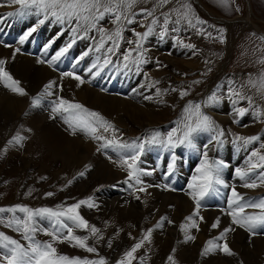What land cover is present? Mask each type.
I'll return each instance as SVG.
<instances>
[{"label":"rangeland","instance_id":"1","mask_svg":"<svg viewBox=\"0 0 264 264\" xmlns=\"http://www.w3.org/2000/svg\"><path fill=\"white\" fill-rule=\"evenodd\" d=\"M183 5L190 6L195 27L190 26L184 20L176 23L178 16L175 10H183ZM141 9H146L147 11L141 13ZM3 11L7 14L12 12L9 9H4ZM133 12L135 13V23L126 25L124 42L121 43L117 55L112 58L114 59L113 62H116L115 69L117 72L122 71L127 74V76L122 80L120 89L117 86L120 79L111 83L101 80L106 82H102V84H107V86H109L106 87V91L109 88H116V90L113 89L112 91L118 95L108 94L107 92H105V94L116 95L117 98L131 102L137 107L139 105L140 108H143L144 105H142L138 96L153 97L144 109H151L152 115L158 123L143 126V123L137 124L131 120L129 121L126 115L120 113V123H114L118 129L116 135L120 139L124 137L129 138L130 136L134 140L137 139L139 142L146 140L155 131H159L162 135H166L171 129L182 125L185 115L183 109L189 101L193 104H201L202 111L209 115L219 128L224 130L225 135L220 138L222 143L218 144L213 141L209 144L207 151L209 150L208 155L210 159L223 161L225 167H223L220 172V178L229 187L225 188L222 185H217L216 190H220L221 188L225 190L221 198L219 200L214 198V201L209 203V206H201L199 214L205 217V212L221 211L231 224V217L226 214L228 197L231 194L232 186L237 188L241 186L240 182H235V170L237 168H245L252 148L258 147L260 142H264V96H261L255 88L249 85L250 79L257 80L260 75L264 73V63H262V61H264V36L262 35L264 34V0H227V6L221 4L220 0H169L167 4L163 5L160 4V0H138V3L133 8ZM147 12H152V15L148 16ZM7 14L2 15L8 16ZM31 14L37 15L34 10L31 11ZM9 17V21H11V25H13L14 28L21 29L23 27V29H27L28 24L24 25L22 18L19 19L16 16ZM166 17L167 24H165ZM197 17L205 23H196L195 18ZM153 20H156V23H153ZM49 21L50 22H46L45 26L44 24L42 26H44L46 31L49 29L47 32L48 36L51 35L52 38H55L51 23L54 22L53 25H55L58 22L51 18ZM38 22L36 24H38ZM101 26L109 30L114 28L110 18H106L102 21ZM149 27H151L153 31L144 41L143 46L145 58L148 62L140 66L139 73L136 72L134 67L132 70L124 69L122 67V56L126 49L134 47V45H129L127 43L128 40L135 39L133 30L142 33L147 31ZM70 28V25L66 26L65 24H61L59 33L62 32L65 34ZM165 29L166 34L162 36L161 33L164 32ZM63 34L61 36H63ZM61 36H59V38H61ZM93 36H97L98 38V34L93 31L85 38V44L81 41L82 39H78L80 44L77 47L83 46V48H85L86 45L92 47L96 42L92 39ZM47 38L46 36L45 39ZM19 40L20 39L16 37L13 41H8L9 43L4 41L2 43L12 47L19 46L21 48L22 44L20 45L18 42ZM185 45H192L193 47H186ZM78 52L75 53L76 56H78ZM43 56L45 57V55L41 54V56L38 55L37 57L38 59L46 60V57L44 58ZM71 56L72 55L69 57L71 58ZM89 59L91 62L92 59L90 57ZM81 65L85 67V61ZM83 67L79 68L78 66V71H76V73L79 74L83 72ZM88 68L87 66V71ZM61 72L66 71L57 70V74H61ZM87 76L88 74L86 73L84 80H89V84L90 82L91 84H101L98 76L93 79ZM194 81H200V83H194ZM0 89H3L2 91L6 92L8 95H11V92L6 88L4 89V85L1 83ZM157 89L161 91L162 95H156ZM172 89H177V91H172ZM97 90L99 91L100 88H97ZM136 90L137 92L134 94ZM179 90H186L189 95L181 99L178 94ZM233 91L251 98V102L249 99L241 100L237 96L232 95L231 93ZM213 94L220 98L219 101L215 104L205 106V102ZM50 104L52 105L51 102ZM239 108L247 110L243 117L236 114V109ZM51 109L52 107L50 108V113L59 123L61 129L65 132H69V135L73 137L78 136L81 139L85 137L83 140L86 141L87 144L96 146V149H98V141L94 143L93 140L82 132L76 135L71 134L62 116L52 113ZM23 114L25 113L22 112L20 116L18 115L13 122H11L5 120L0 113V207L7 208L16 205H24L33 209L40 207H51L55 209L57 206L71 205L79 200L91 197L95 206L89 208L86 205H82L79 212L89 222L90 226H95L100 230L98 237L92 236L90 231L81 229H74V234L81 237L87 236V243L95 247L96 252H87L83 248L74 246V242H54V246L59 254L67 255L70 258L79 257L81 259L90 260L103 257L107 261V264H117V261L123 258L125 252L129 251L135 243L143 238L146 230L153 228L154 232L152 233L151 242H145L144 246L138 250L135 254L137 259L133 261V264H141V259L143 260V264H169L167 259L169 255L174 257L177 264H209L207 262L208 260L202 259L198 254L189 253L190 250L187 252V255L189 254L187 258H181V256L178 255L179 249L175 248L176 244L174 243L175 241L177 242L178 232H175V237L173 238H170L168 236L170 234H167V230L169 228L172 229V227L174 228L176 223L171 221L172 225L170 226L167 219L163 226L164 228L157 229L158 231L155 230L152 221L157 219V213L154 211L149 216L146 215L141 198L136 199V196H139L137 194L138 192H133L128 185L126 190L128 196L134 198L133 201L135 205L133 207L137 211L139 210V213L142 211V215L138 214L132 217V215L125 212L126 214L123 213L121 217L117 213V210H112L110 207L111 201L115 195L111 193L107 194L106 197L108 205L103 204L102 206L99 198L107 193V182L95 181L92 183L91 175L94 173V169L89 171L85 165H82L77 171L75 168L76 164L70 168L71 166L63 164V160L61 161L59 158H54V154L49 152L47 145H45L40 138H37L35 134L31 133L26 128V124L24 126L23 121L26 114L25 116ZM221 117H225L226 122L222 121ZM10 122L11 124L9 125ZM18 133L25 137L21 144L9 143ZM211 135V133L205 132L199 133L194 137V143L197 146L195 151L201 149L203 151H196L198 155L195 154V157L189 164L184 160L177 159V155L181 158L183 152H190L192 149L189 150L186 146L176 148L175 165L177 169L174 173L177 176L184 172L185 178L190 177L189 181L191 182L192 177L197 174L196 169L199 167L202 160V153L205 151L203 143L206 141L208 144ZM237 135L246 137L257 135L261 137V141H258L254 145H249L248 148L245 149L244 147H239L235 142V137ZM161 149L162 151L159 153H152L153 156H148V160L145 162L143 161V164L139 165L141 168L152 172L151 175L142 177L147 180L144 181L147 185H155L156 182L160 183L159 180L162 174L169 177L170 180L171 178L174 179L173 172L168 174V170H165V172L164 170H156L158 166L150 161L152 160L151 158H153L154 161V156L159 157V154H161L160 156L162 157L163 150L164 152L166 151V153H171L169 149L163 147H161ZM106 151L107 152L96 150V153H101V158H103L104 162L109 166H113L108 156L112 154L115 160H118L119 156L118 154L115 155V152L113 153L110 149H106ZM108 151H110V155ZM230 151L232 153H230ZM144 157L147 158L146 156ZM198 158L199 163H196L194 165L195 169L190 171V169H192L190 165L193 166L195 160ZM165 165H167V163H165ZM115 171L125 179L126 172L123 169L117 166ZM80 172H85V175L81 177L79 175ZM69 181H72V183L69 184ZM170 183L168 182L166 185ZM181 186L182 183L178 191L172 186H169L168 189L163 187L161 191L164 193L181 194V196L187 200L189 199L190 203L195 207L194 201L187 195L190 189L187 188L183 191ZM253 190L255 192L254 194L245 197L255 199L264 197V186ZM48 192L54 195L46 196ZM250 193L251 191H248V194ZM126 207L130 209L128 205H126ZM222 209L225 211H222ZM173 210L174 208L172 211ZM247 211L252 212L255 210L248 209ZM114 212H116V214ZM203 213L204 215H202ZM17 215L21 214L17 213ZM3 216L7 219L11 216V213L3 214ZM146 216H148L149 220H147L148 218H146ZM185 219L186 218H184L183 221ZM214 222L215 220L212 221V223ZM41 223L43 227L51 228L48 221H42ZM198 223L201 226L202 222L198 220ZM181 224H179L178 227H180ZM200 226L198 231L193 229L196 233L194 235L195 237L200 234ZM234 227L238 228L236 226ZM238 229L242 230L241 228ZM243 231L248 234V236L250 235L244 229ZM258 231L264 233V229ZM0 232H4L20 240L21 243H26L19 233L5 227L3 223H0ZM155 232H158L159 236H161L162 240L159 244H157V242L154 243L153 239L156 234ZM250 236L253 239L257 237L264 238V234ZM37 239L41 241H51V237L43 233H39ZM183 240L185 241V238H183ZM196 240L197 238L188 241L186 245L193 247L197 242ZM208 240L209 239L204 242L202 238L198 239L199 243L203 241L204 243L202 244L205 245ZM248 246L251 250L252 245L248 244ZM200 251L201 250H199V252ZM214 255L217 256V260L219 261L227 259L224 264H248L240 258L239 260L236 259L235 255L226 256L220 252H215ZM217 260L212 257V263H215Z\"/></svg>","mask_w":264,"mask_h":264},{"label":"snow or ice","instance_id":"2","mask_svg":"<svg viewBox=\"0 0 264 264\" xmlns=\"http://www.w3.org/2000/svg\"><path fill=\"white\" fill-rule=\"evenodd\" d=\"M11 4L19 5V9L15 13H8V16L24 15L29 11L34 10L36 14L42 16L38 24L29 29L21 38L20 44H24L29 40L33 33L37 31L39 25L45 23L46 20L54 19L60 24H68L71 26L72 39L47 60L38 59V63H47L50 67L55 66L62 58L69 53L73 45L78 39L88 37L89 33L95 31L98 34L92 39L95 44L87 51L82 53L79 58L75 60V64H79L85 57L89 56L90 52L100 54L97 56V62L93 63L88 72L92 74L93 78L99 76L106 68L113 64V57L117 55L120 50L121 43L124 42V31L126 25L135 23L133 8L138 3V0H10ZM169 0H160V4H167ZM220 3L227 6V0H220ZM183 10L176 9V14L179 23L181 20L186 21L190 26L193 24V14L189 5H183ZM238 10V9H237ZM146 9H141V13L146 12ZM148 16L152 12H147ZM106 18H110L114 25L112 30L105 29L101 26V22ZM196 23L203 24L204 21L198 17L195 18ZM156 23V20H153ZM167 24V17L165 19ZM175 30V29H173ZM152 28L145 32H136L133 30L134 40H128L129 45H134L125 50L122 56V67L124 69L132 70L134 67L139 73L140 66L147 63L145 52L143 50L144 41L152 33ZM83 34V35H81ZM166 34V29L161 33ZM210 35V34H209ZM49 45L45 48L47 53ZM8 45H5L7 47ZM186 47H193L192 45H185ZM20 49H15L13 58ZM7 61L0 59V82L3 83L6 89L20 96L27 95V92L20 86V82L13 78L9 71L6 70L5 65ZM264 63V61H262ZM75 66V65H74ZM95 70V71H94ZM61 77H70L78 82L77 86L83 85L85 80L81 75L75 71L61 72ZM158 83V82H157ZM200 83V81H194ZM249 85L257 90V92L264 96V73L260 75L257 80H249ZM154 87V84H153ZM63 91V85L57 84L56 81H51L44 86L43 92L33 98L32 105L38 106L45 97L54 96L52 101V113L62 116L64 123L68 125L71 134L76 135L82 132L93 141H99L97 151L113 149L117 152L119 159L112 160L111 156L108 159L115 163L118 167L126 172V179L124 183L128 185L133 192L146 193L147 188L152 185H145L142 177L151 175L152 172L141 168V156L145 151V145H158L165 149H175L180 146H186L190 149H196L194 137L199 133H211V138L208 144L204 145L205 151L202 153V160L199 167L196 169V175L192 177L188 185L190 189L187 193L195 203V211L192 215L186 217V224H181L180 229L185 233V242L195 240V236L191 234V229L199 230V221H203L199 210L202 206V201L215 189L217 185L229 187L220 178V172L225 167L223 161L210 159L208 155V147L213 141L220 144V139L225 135L224 130L219 128L216 122L206 113L202 111V106L199 103L193 104L188 102L184 107L183 122L180 127L171 129L166 135H162L159 131L153 132L146 140L141 142L133 141L131 143L123 142L116 133L118 129L116 126L106 119L100 112L90 110L84 105L76 102H71L68 99L58 95V92ZM177 91V89H172ZM181 99L188 96L186 90H179ZM239 99H249L239 92L233 91L231 93ZM156 95H162L159 89L156 90ZM146 100L152 99L151 96H145ZM219 97L213 94L205 102V106L215 104L219 101ZM246 109H236V114L243 117ZM259 115V114H257ZM25 139L19 133L12 138L9 143L21 144ZM139 139V138H138ZM261 141V137L241 136L235 137V142L239 147L248 148L249 145H254ZM122 150L125 151L121 154ZM176 158L173 156L172 162L168 165L169 174L175 169ZM236 176L243 182L242 187L248 189H256L264 186V142H260L258 147L252 148L249 153L247 165L245 168H237L235 170ZM79 175L83 177L85 172H80ZM253 176L255 178H253ZM69 184L72 181L68 182ZM160 187V185H156ZM168 189V185L163 186ZM171 190V189H170ZM54 195L51 192L46 193V196ZM136 199H140L136 196ZM228 207L226 214L231 217V224L224 228L218 237L209 239L201 253L207 256L210 253L220 252L226 256H232L235 253L229 247L227 242V234L235 231L233 226L244 229L250 235L255 236L261 233L258 230L264 229V197L259 199L246 198L243 194L236 190L235 186L231 187V194L228 197ZM82 205L89 208L94 207V202L91 197L79 200L78 202L67 205L57 206L53 209L51 207L30 208L24 205H16L12 207H0V223L5 227L13 229L19 233L26 243H21L20 240L13 238L0 232V264H107V261L100 257L99 259H81L79 257L70 258L67 255L59 254L54 242H74V246L85 249L87 252L95 253L96 248L90 246L87 241L88 237H81L74 234V229H81L90 231L91 235L98 237L100 230L95 226H90L89 222L80 214L79 209ZM248 209L255 211L248 212ZM222 211H225L222 209ZM11 213L7 219L3 214ZM17 213L21 215H17ZM166 218L162 217L155 227L162 228ZM42 221H48L51 228L42 226ZM171 223V221H167ZM220 226V219L211 224L212 229H217ZM154 229L149 228L143 235V238L135 243L131 249L125 252L122 259L117 261V264H133L137 259L135 255L141 249L145 242H151L152 233ZM43 233L51 237V241H41L37 239V235ZM169 264H177L172 255L168 256ZM141 264L143 260L141 259Z\"/></svg>","mask_w":264,"mask_h":264},{"label":"bare ground","instance_id":"3","mask_svg":"<svg viewBox=\"0 0 264 264\" xmlns=\"http://www.w3.org/2000/svg\"><path fill=\"white\" fill-rule=\"evenodd\" d=\"M3 1H5V2H3ZM4 9H9L13 13H15L19 9V5L11 4L10 0H0V59H4L7 61L6 65H5L6 70L10 72V74L13 76L14 79H16L20 82V86L25 89V91L27 92V95L20 96L18 94L12 93L9 89L8 90L11 92V95H8L6 92L2 91L3 89H0V113H1L2 117L5 120L13 122V120L18 115L20 116V114H22V112L25 113L26 117L23 121L24 126L26 124V128L31 133L35 134V136L37 138H40L45 145H47L49 152H52L54 154V158H59L61 161L63 160V164H65L66 166H71L70 168H72L73 165L76 164L75 168L77 171L82 165H85L87 170H89V171L94 169V173L91 175L92 176V178H91L92 183H94L95 181L107 182V184H108L107 189H106L107 193L102 195L100 198L98 197L102 206H103V204L108 203L106 197H107V194L111 193V194H115V195H114L113 200L111 201L112 203H111L110 207L112 210H117V213L121 217H122L123 213H125V212L132 215V217L137 216L138 214L142 215V211H141V213H139L138 212L139 210L137 211L133 207L135 205V203L133 201L134 198L132 196H128V194H127L128 192L126 190L127 184L124 183L126 176L124 179V177L122 175H120L119 173H117L115 171V168L117 167L116 164L113 162H111L113 164V166H109L108 164H106L104 162L103 158H101V153L100 154L96 153L97 147L93 146V145H89L86 143V141L83 140L85 137L83 139H81L78 136L73 137V136L69 135V132H65L63 129L60 128L59 123L55 120V118L52 117V114L50 113V108L52 107L50 102L52 103L51 100L55 99V97L54 96L45 97L38 106H33L32 100L34 97L39 96L43 92L44 86L46 84H48L51 81H56L57 84L63 85V91L58 92V95L64 97L65 99H68L71 102L80 103L90 110L100 112L111 123H113V124L114 123L116 124L117 122L120 123L119 115H120V113H123L124 115H126L129 118V121L131 120L137 124L143 123V126H148V125H151L152 123L153 124L158 123L155 120V118L153 117L151 109L150 110L144 109L150 103L151 100H146L143 96H138V99L141 101L142 105H144L143 108H140L139 105L137 107L135 104H133L131 102L124 101V100L117 98L116 95H118V94L113 93V91H112L113 89L116 90V88H113V89L109 88L106 91V87H109V86H107V84H102L103 81H106L107 83H111L108 80L102 79L105 75L104 71L101 72V74L98 76L99 82L101 84H99V83L91 84V82L89 84L88 83L89 80H88V81H85L86 83H84L83 85H80L79 87L77 86V84H78L77 81L71 79L70 77H63L62 78L61 74H57L58 69H64V70H66V72H67V70L76 72V71H78L77 70L78 66H79V68H82L83 66L81 64L85 61V67H83L84 71L82 70L83 72H80L79 75H81L82 78L84 79L85 74L87 73L88 76L91 79H93L92 74H90L87 71V66L90 67V65L97 62V56H99L100 54L95 53V52H92V53L90 52L89 56H87L85 58V60L81 61L78 65L75 63L71 64V60L76 57L75 53L85 49V48H83V46L77 47L80 44V42L78 40L73 45L72 49L69 50V53L66 54V56L64 58H62L61 61H59L55 66L50 67L47 63H38V57H37L38 55L39 56H41V54L45 55L46 60H47L55 53V51L59 50V48L66 45L72 39V33H71L70 29L65 34H63L62 32L59 33V29L61 30V24L56 23L55 25H53L54 22L51 23V26L53 27L52 32L55 35V38H52L51 35L48 36L47 32L49 29L46 31V29H44V26H45L46 22H50L49 21L50 19L45 21L44 26H42L43 24L40 25L37 28V31L35 33H33L32 36L29 38V40L25 41L24 44H22L21 48L18 45H17L18 47H15V46L14 47H12V46L5 47L6 44L2 43L3 41L8 43L9 38L16 37V36L21 38L29 29H31L32 27L37 25L36 23L38 22L39 19L42 18V16H40L38 14L36 16L32 15L31 11L27 12L24 15H13L14 17L15 16L18 17L19 19L22 18L24 25L28 24L27 29H23V27L21 29L20 28H14V26L11 25L12 24L11 21H9L10 17L9 16H3L5 14H7L3 11ZM12 12H10V13H12ZM65 25L68 26V24H65ZM19 27H20V25H19ZM57 30H58V32H57ZM62 34H63V36H61ZM46 36L48 37L47 39H45ZM59 36H61V38H59ZM52 41H54V43H52L51 47L48 48L47 56H46L45 48ZM81 41L84 42V44H85V38H83ZM16 44H18V43H16ZM17 48L20 49V52L22 54L20 52H18V53H16L15 57L13 58V53L15 52V49H17ZM70 55H72L71 58L69 57ZM89 57L92 59L91 62H90ZM87 61H89V62H87ZM115 64H116V62H113V64L110 66H114V68H116ZM106 82H103V83H106ZM0 83L3 85L2 82H0ZM97 88H100V90H102V91H100V90L98 91ZM118 88L120 89L121 86ZM4 89H5V87H4ZM105 92H107L108 94H116V95L115 96L108 95V94H105ZM136 92H137V90L134 92V94ZM146 92H147V90H146ZM153 100H155V99H153ZM48 101H49V103H48ZM25 114H23V115L25 116ZM10 119H12V120H10ZM221 119H222V121L226 122L225 117H221ZM11 122L9 123V125L11 124ZM122 124H123V122H122ZM78 134H79V132H78ZM81 135H83V134H81ZM121 140L123 142H127V143H131L133 141H137L139 143V141L137 139L134 140L130 136H129V138L124 137ZM95 142H97V141H94V143ZM99 143L100 142L98 141L97 142L98 147H99ZM110 150L113 151V153L115 152V155H117V152L115 150H113V149H110ZM103 151L107 152L106 150H103ZM125 151H129V150H122L121 154ZM160 151H162L161 146L145 145L144 156H146L147 158H145L142 155L140 165L143 164V161L145 162L148 160V156H153L152 153H159ZM163 152H164V150H163ZM208 152H209V150H208ZM109 153H110V151H108V154ZM226 153H227V151H226ZM230 153H232V152L230 151ZM171 154H172V152L166 153V154L163 153V156L169 160ZM160 155L161 154H159V157L154 156L155 160L153 161V158H151L152 160H150V161L151 162H155L156 160L161 161L162 157ZM110 156L112 157L113 160H115L114 157L112 156V154ZM184 161L187 162V164H189V162L192 161V158H189V160L187 158V160H184ZM175 167H176V165H175ZM190 168H192V165H190ZM156 170H158V169H156ZM166 170H168V165H166ZM191 170L192 169H190V171ZM164 172H165V170H164ZM177 177H178V179L180 178L183 181H185V179H186L184 172L180 173ZM142 180L147 181L144 178H142ZM162 180H164L163 182H165V183H163L161 180H159L160 183L156 182L155 185L151 184L152 186L147 188L146 193H139V192L137 193L140 196L141 201L143 203V208H144L145 214L149 216L154 211L157 213V215H156L157 219H155V220L152 219L153 220L152 222L154 224L153 226H155L158 222H160L162 217L166 218V220L168 219L167 221H172L173 223L174 222L176 223L174 228L172 227V229L169 228L167 230V234H170L168 236L170 238H173V237H175V232L176 231L178 232L177 233V242L175 241L174 243L176 244L175 248L179 249L178 255L181 256V258H187L189 255V254L187 255V252H188V250H190L189 253L192 252L193 254L194 253L198 254L199 257H202V259H205L206 261L208 260L207 262L209 264H220V263L224 264V262L227 259L226 260L223 259L224 261L223 260L219 261V260H217L218 259L217 256L214 255L215 253L214 254L210 253L207 256H203V255H201V253L205 247V244H202L205 242V240L218 237L220 235V233L223 231V229L230 225L229 220H227L226 217L224 216L225 214H223L221 211L220 212H208L207 211L208 213L205 212V217L203 216L204 217L203 221H201L202 224H201V226L199 225L200 226V234L196 235V238H197L196 241L197 242L195 243V246L190 247V246L186 245L187 242H185L183 240V238H185V233L182 232L180 227H178V226H179V224H181V222L183 221L184 218L193 214V212L195 211V207L190 203L189 199L187 200L186 198L181 196V194L164 193L163 191H161L163 186L166 185V183L171 182L172 178H171V180L170 179L167 180V178H164ZM88 182H90V181H88ZM235 182L236 183L240 182L241 186L239 185L240 186L239 188L236 187V190L238 192H240L241 194H243L244 196L252 195L255 193L253 189H248V188L242 187L243 182L240 179H238L237 176L235 177ZM176 183L179 185L178 181ZM145 185H147V184H145ZM156 185H160V187H156ZM248 191H251V193L248 194ZM173 192H175V191H173ZM246 198H250V197H246ZM126 205H128L130 207V209L127 208ZM131 208H133V209H131ZM173 208H174V210L172 211ZM111 212H113V211H111ZM114 213L116 214V212H114ZM200 213H201V211H200ZM130 215H129V217H130ZM202 215H204V213ZM148 216H146V218H148ZM168 217H170V218H168ZM217 218L220 219V226L217 229H212L210 227L211 223L213 220L216 221ZM147 220H149V218ZM143 222H145V221H143ZM172 222L170 223V226L172 225ZM186 223H187V221L185 219L182 222V224H186ZM164 225H165V223H164ZM238 228H235V231H233L231 233L229 232L227 234V242L229 244V247L235 253L234 255L236 256V259L239 260V258H240L248 264L264 263V238L257 237L259 239H257V238L253 239V238H251L250 235H249L250 236V238H249L248 234H246L243 231V229L240 230ZM157 229H161V228L155 227V230H157ZM155 233H156L155 235L153 234L154 235V239H153L154 243L157 242V244H159V243H161V240H162L161 236H159L158 232H155ZM191 234L192 235L196 234L193 229H191ZM201 238L204 242L201 241L199 243L198 239H201ZM248 244L252 245L251 250H250ZM117 245H118V243H117ZM199 250H201V251L199 252ZM191 257L194 258L193 256H191ZM212 257H214V259L217 260L215 263H212ZM233 258H235V257H233ZM190 260H192V259H190Z\"/></svg>","mask_w":264,"mask_h":264}]
</instances>
